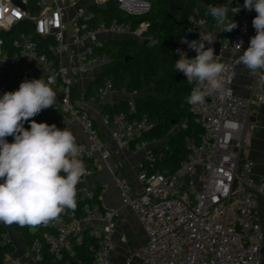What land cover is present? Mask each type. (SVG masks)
I'll return each instance as SVG.
<instances>
[{
    "label": "built area",
    "instance_id": "2783aa9c",
    "mask_svg": "<svg viewBox=\"0 0 264 264\" xmlns=\"http://www.w3.org/2000/svg\"><path fill=\"white\" fill-rule=\"evenodd\" d=\"M14 1L0 0V30L10 31L20 22L29 28L16 31L10 41V52L0 37V61L4 66L39 63L54 78L52 87H60L61 96L52 112L62 113V128L81 125L89 138L88 142H78L81 159L101 165L113 175L123 205L135 213L143 230L144 243L128 255L125 264L135 260L139 264H264V224L259 219L260 205L264 204V181L255 178L252 161L242 157L250 141L246 124L249 108L253 103L264 104V95L240 96L232 88L234 55L244 47L249 16L253 13L244 9V0L227 1L238 27L219 39L216 55L219 62L227 65L224 81L231 94H214L206 97L203 104H189L202 129L199 139L186 142V157L174 170L158 167L160 151H148L137 173L136 188L113 173L108 145L89 112L97 99L113 89L112 81L106 79L92 94L81 91L74 100L71 90L73 77L90 66L84 65L86 59L103 48L107 37L146 39L144 22L135 24L132 19L113 18L95 24L91 7L113 2L126 15L141 16L149 10V1L18 0L25 9ZM234 1L236 5L232 6ZM234 8L240 11L235 13ZM188 22L194 35L180 34L172 50L179 56L176 52L179 48L191 59L196 52L181 40L201 42L210 24L196 9L188 16ZM35 36L52 40L48 50L56 62L38 51ZM240 41H243L241 48L236 45ZM73 50L77 53L78 69L62 65V58ZM130 95L127 112L101 111L99 118L110 128V137L118 147L136 152L148 145L149 141L142 137L151 129V123L145 115L130 116L136 112L133 97L137 92ZM87 170L91 175L93 167ZM116 216L115 209H105L99 203L85 205L81 213L64 212L58 222L48 225L49 230L43 236L52 259L60 264H83L76 257V245L90 238L92 257L88 264H110L117 247L113 239ZM41 245L35 239L30 246L38 258ZM5 264L25 263L19 257L6 256Z\"/></svg>",
    "mask_w": 264,
    "mask_h": 264
},
{
    "label": "clouds",
    "instance_id": "9594fccd",
    "mask_svg": "<svg viewBox=\"0 0 264 264\" xmlns=\"http://www.w3.org/2000/svg\"><path fill=\"white\" fill-rule=\"evenodd\" d=\"M243 7L257 13L252 20L256 35L237 62L251 72H264V0H244ZM234 10L237 13L240 8ZM228 12L224 5L206 7L221 32L238 27ZM215 40L214 33L204 34L199 43L182 39L181 43L196 52L192 59L176 50L180 58L174 69L187 77L188 84L196 85L187 98L191 105L203 104L214 94H231L224 81L227 65L217 60L211 46ZM242 44L236 45L241 48ZM54 83L50 75L24 80L17 90L0 97V223L38 228L58 222L65 210L77 208V186L88 174L77 136L69 127L60 129L32 119L57 103ZM258 83L264 86V75ZM28 121L30 128L26 129ZM9 136L14 137L11 143Z\"/></svg>",
    "mask_w": 264,
    "mask_h": 264
},
{
    "label": "trees",
    "instance_id": "16d2710c",
    "mask_svg": "<svg viewBox=\"0 0 264 264\" xmlns=\"http://www.w3.org/2000/svg\"><path fill=\"white\" fill-rule=\"evenodd\" d=\"M149 10L141 16H129L118 9L113 2L107 3L103 7L92 6L95 13V20L92 23L104 21L109 22L113 18L119 20L132 19L135 24L144 22L146 28L144 35L146 39L139 41L133 38L125 40H109L104 43L106 55L115 60L113 65L101 70L93 76L91 85L82 89L74 84L71 90V98L74 100L81 91L85 94L94 93L106 79H110L113 89L125 88L129 93L137 92L133 97L136 112L130 116H147L151 123V129L143 135V139H166L165 145L161 149L162 158L158 160V167L174 170L178 164L186 157V142L188 140L197 141L202 129L197 124L192 111L187 103L195 84H188L187 77L174 69L175 61L180 57L172 50L175 39L182 33L194 35L188 22V16L196 9L200 14L209 19V27H213L210 22V15L206 14L208 5H224L227 7L228 0H147ZM229 19H233L228 12ZM29 25L20 22L10 31L0 30V37L4 39L6 48L12 50L10 41L16 31L27 29ZM191 30V31H189ZM234 30V29H233ZM232 30V31H233ZM231 32H221V37L230 35ZM38 41V51L44 53L51 59L57 61L48 50V44L52 42L50 38L35 36ZM156 41L155 44H150ZM33 79L32 75L23 73L15 81L5 83L2 92L15 91L24 80ZM127 100L116 106H106L103 112L115 113L119 111L127 112ZM36 122H46L49 125L56 124L61 127L62 113L52 112L51 108L43 110L33 117ZM24 127L30 128V121L25 122ZM7 139L12 140L10 137ZM86 168H91L88 160H83ZM99 190L96 188L91 195L83 192L77 193V208L75 211L81 213L85 205L94 203L100 204L98 197ZM68 210H65V212ZM15 229L21 232L27 245L30 247L35 239L42 242L39 251V264H60L54 261L43 236L49 230L48 226H40L30 229L28 226L14 224ZM5 227L0 224V264H5L7 253L12 250L10 242L5 241ZM92 239L85 238L76 245V257L83 260V264H88L92 257L89 245Z\"/></svg>",
    "mask_w": 264,
    "mask_h": 264
},
{
    "label": "crops",
    "instance_id": "0c3cea01",
    "mask_svg": "<svg viewBox=\"0 0 264 264\" xmlns=\"http://www.w3.org/2000/svg\"><path fill=\"white\" fill-rule=\"evenodd\" d=\"M91 6L92 5H90V7ZM256 15L257 13L253 10V13L249 16V33L245 39L244 47L234 55V80L232 88L234 93L245 97H258L259 95H264V86L258 83L260 76L264 75V72H251L237 62L239 56L242 55L249 46L250 38L256 35V31L252 25V20ZM208 33H214L216 36L215 41H219V39L222 38L220 34L221 31L218 29L217 25L209 27ZM69 56L70 53L62 58V65L67 66L69 64ZM195 56L196 55H192L191 59L195 58ZM39 66L40 64L36 62L31 64L20 63L15 66H4V63L0 61V80L1 78L4 79V84L9 81H15L23 73L32 75L33 79H39L41 76L46 78L48 73L45 71V74H41L38 70ZM94 74L95 72L90 76L79 74L78 77H76L75 75L73 77L74 84L82 89H86L91 85ZM53 88H56L54 89L55 91L60 92V87ZM58 95L57 93V98ZM130 97V93L125 88L112 89L103 97L97 99L89 112L100 130L102 138L108 145L113 173L120 178L126 179L136 188L139 185L137 173L141 168L140 165L144 161L146 153L150 150L155 152L161 151L165 144L162 145L160 143L162 139H152L149 140L146 147L136 152L121 149L112 141L110 137V128L101 123L99 118V114L104 110V107L116 106L128 100ZM246 124L250 131V141L244 148L242 157L252 161L255 178L259 181H264V104H251ZM68 127L77 136V142L89 141L88 135L81 125L75 123ZM60 129L63 128L60 127ZM91 166L93 167V172L90 176L93 185L99 190L98 197L100 199V205L105 209H115L117 211L115 232L113 234V239L117 247L111 254L110 264H125L128 255L137 250L144 243L143 230L135 213L130 208L123 205L118 189L114 184L113 175L103 169L101 165L91 164ZM259 219L261 223L264 224V204L260 205ZM0 224L4 226L3 223ZM5 234L6 232L4 233L5 241L10 242L12 245V250L7 253V257H19L25 264H39L36 253L27 245L21 232L15 229V233L12 235L14 241L10 236L6 237ZM131 264L139 263L135 260Z\"/></svg>",
    "mask_w": 264,
    "mask_h": 264
},
{
    "label": "rangeland",
    "instance_id": "374dc122",
    "mask_svg": "<svg viewBox=\"0 0 264 264\" xmlns=\"http://www.w3.org/2000/svg\"><path fill=\"white\" fill-rule=\"evenodd\" d=\"M76 56H77V53H76V51L73 50L70 53V56H69V60L70 61H69V64L68 65H74L75 68L78 69L79 67L77 65V58H76ZM104 56H106L107 58L105 59ZM96 59L99 60V63L94 64L92 66H89L88 68H83L80 71L78 70L79 72L76 75V77H78L79 74H86L87 76L88 75L90 76L92 73L101 71V70L105 69L106 67H108L110 65H113L114 62H115L114 59H112V58H110V57H108L106 55L105 49H100V50L95 51V54L93 56H91L88 59H86L84 65H89L90 62H93ZM38 70H39V72H41V74H45L44 68L41 66V64H40ZM45 79H47V77ZM3 86H4V79L1 78V80H0V97L3 96V94H2L3 93L2 92ZM54 89H56V88H54ZM57 93L59 94L58 95V98H60L61 92L58 91ZM7 140H8L9 143L13 142V140H10V139H7ZM160 143L162 145H164L166 143V139H162V141ZM4 226H5V229H6L5 236L6 237H9L10 236V238H12V235L15 233L14 224L13 225H6V224H4ZM30 229L33 230L34 228H30ZM12 240H13V238H12Z\"/></svg>",
    "mask_w": 264,
    "mask_h": 264
},
{
    "label": "water",
    "instance_id": "95a60500",
    "mask_svg": "<svg viewBox=\"0 0 264 264\" xmlns=\"http://www.w3.org/2000/svg\"><path fill=\"white\" fill-rule=\"evenodd\" d=\"M171 1H173V0H171ZM14 3L19 5L22 9L26 8L25 5L22 2L18 1V0H15ZM231 5L235 6L236 2L235 1L232 2ZM210 22H211L212 25H217L216 21L212 17H210ZM127 38H129V37L110 36V37L106 38L104 40V42H107L109 40H125ZM211 46L214 48L215 55H217L219 53V49H220V42L219 41H215ZM104 58L106 59L107 57L104 56ZM97 63H99L98 59L94 60L93 62H90L89 65L92 66V65L97 64ZM99 72L100 71L95 72L94 75L98 74ZM9 137L12 140H14V137H12V136H9ZM82 181L83 182L77 186V193L83 192L85 194H91L96 189L95 185H93V183H92V178H91L90 175L87 174L86 177L82 178Z\"/></svg>",
    "mask_w": 264,
    "mask_h": 264
}]
</instances>
